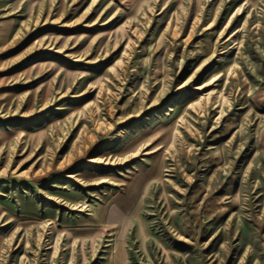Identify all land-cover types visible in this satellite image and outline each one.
<instances>
[{
    "label": "rangeland",
    "instance_id": "374dc122",
    "mask_svg": "<svg viewBox=\"0 0 264 264\" xmlns=\"http://www.w3.org/2000/svg\"><path fill=\"white\" fill-rule=\"evenodd\" d=\"M0 264H264V0H0Z\"/></svg>",
    "mask_w": 264,
    "mask_h": 264
}]
</instances>
